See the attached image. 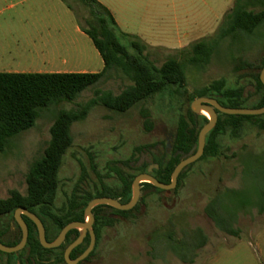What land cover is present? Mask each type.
Returning <instances> with one entry per match:
<instances>
[{"label":"rangeland","instance_id":"1","mask_svg":"<svg viewBox=\"0 0 264 264\" xmlns=\"http://www.w3.org/2000/svg\"><path fill=\"white\" fill-rule=\"evenodd\" d=\"M65 1L72 10L61 0H23L0 14V72L102 71L99 53L77 30L78 19L85 25L88 9L78 0ZM97 1L110 11L123 33L149 47L145 55L156 68L170 57L183 60L179 51L201 40L214 39V49L206 63L184 65L183 87H167L125 113L96 106L83 121L72 125L73 143L59 171L56 208L67 204L79 183L89 191L104 188L105 198L113 197L119 186L115 177L111 178L113 168L137 159L134 153L138 146H148L139 158L140 164L150 165L166 144L170 152L179 117L186 115L190 99L201 98L212 82L224 80L228 88L242 87L246 98L242 108L252 109L257 98L251 74L258 73L257 65L264 61V23L251 35L239 33L222 41L215 37L234 0ZM249 9L260 10L257 6ZM120 42L129 48L128 39L120 38ZM33 43L36 48L28 46ZM131 84L123 75L112 74L73 103L63 102L40 111L34 127L13 137L0 153V199H6L10 191L26 193L28 169L43 155L59 110L77 109L93 98L95 89L118 95ZM197 116L208 118L202 113ZM220 145L218 158L191 164L178 189L176 185L169 193L142 191L139 208L126 216L103 208L112 222L103 228L97 249L83 264H264V213L259 214L255 208L240 213L236 220L238 238L221 233L204 213L217 192L251 188L256 183L255 176L264 172V132L245 124L237 137L229 133L221 136ZM0 228L7 229L8 240L17 234L11 216H0ZM196 230L202 232L205 241L195 251L192 263H183L168 241L171 238L194 246L202 241L198 235L190 242Z\"/></svg>","mask_w":264,"mask_h":264},{"label":"trees","instance_id":"2","mask_svg":"<svg viewBox=\"0 0 264 264\" xmlns=\"http://www.w3.org/2000/svg\"><path fill=\"white\" fill-rule=\"evenodd\" d=\"M63 1L67 8L72 7ZM89 11V16L83 25L78 19L80 30L91 40L94 48L99 53L104 67L99 73H53V74H24V73H0V153H4L10 140L33 128L39 117V112L60 103H73L84 91L96 86L103 79L112 74H121L132 84L126 87L120 94L113 95L109 91H93V98L77 109H61L55 116L50 127V139L44 149L43 155L34 161L26 175V193L21 195L17 191H10L6 199H0V216H11L14 221V212L23 208L34 213L42 222L45 229L47 242H52L64 226L71 222H84V208L87 204L105 195L104 188L100 191L86 190L83 184H76L67 204L61 208L55 207V199L59 187V171L63 158L72 146L73 138L71 127L74 123L83 121L92 108L102 106L116 113H125L139 103L163 92L167 87H183L185 84L184 65H199L206 63L214 49L213 40H201L191 44L188 48L179 51L183 60L175 57L168 58L159 68H156L146 57L145 52L149 47L135 36L123 33L117 26L112 15L106 7L96 0H78ZM257 6L258 12L249 8ZM264 23V0H234L232 7L222 18L216 38L222 41L227 37H235L239 33L251 35ZM120 38L129 41V48L125 47ZM217 42H215L216 44ZM264 67V61L257 65V69ZM253 90L256 101L252 109L264 106V86L258 73H252ZM199 97L215 98L218 104L225 108H242L246 102L242 87L228 88L224 80H216L204 88V95ZM196 97L190 99L192 102ZM207 123V118L194 115L190 108L186 115L178 119L175 133L171 142V151L168 154L166 148L163 152L154 156L150 165H157L152 170V177L162 184H169L171 174L176 165L181 161L177 152L187 154L197 143L200 129ZM245 124L255 127L259 132H264V115L261 116H228L217 113V123L205 139L203 155L199 161L209 158H218L221 155L220 137L229 133L237 137ZM148 146H138L132 158L124 163L114 166V176L119 182L115 193L111 197L122 204L129 202L131 198V184L135 176L145 173L149 168L147 162L139 163V158ZM133 155V156H134ZM132 170L136 174L127 173ZM187 166L179 175L177 189L181 186L182 178ZM256 183L251 188L223 189L209 200L204 208L205 215L214 226L223 234L238 238L240 231L236 228V220L240 213L255 208L259 214L264 213V172L255 176ZM157 193L162 190L155 189L149 183H141L140 190ZM96 191V193H95ZM139 203L126 212H113L118 215H129L139 208ZM97 206L92 210L94 217L93 232L96 243L94 250L81 263L87 262L97 249L101 240L102 230L108 227L112 220L105 215L103 208ZM28 230V238L25 247L17 254H5L0 252V264H66L63 259L65 248L78 236V230H72L67 235L63 244L55 249H44L38 239L36 226L28 218L22 216ZM15 222V221H14ZM17 234L11 239H6V228H0V242L6 246H15L21 240V231L15 222ZM201 237L202 241L192 246L185 242L169 239V248L183 263H192L195 251L200 249L205 238L200 230H196L190 237ZM89 235L76 247L69 258L74 260L89 245ZM185 253L189 252V256Z\"/></svg>","mask_w":264,"mask_h":264},{"label":"water","instance_id":"3","mask_svg":"<svg viewBox=\"0 0 264 264\" xmlns=\"http://www.w3.org/2000/svg\"><path fill=\"white\" fill-rule=\"evenodd\" d=\"M259 79L261 83L264 86V67L258 71ZM190 110L194 115L201 114L200 112H206L208 114L207 123L200 129L197 137V143L192 147V149L187 153L183 154L182 152H177L176 155L181 156V161L176 165L174 168L171 179L169 184H162L158 182L156 179H154L151 176L152 170L157 169V165L149 166L147 171L142 174H138L135 176V178L132 181L131 184V198L128 203L122 204L117 200L111 199V198H95L91 200L87 206L84 208V216L85 220L84 222H71L68 223L66 226L62 228V230L59 232L57 237L52 242H47L45 237V229L42 224V222L39 220V218L32 212H29L23 208H19L14 212V221L18 225L21 231V240L19 243L15 246H6L0 242V252L5 254H17L20 252L27 243L28 238V230L25 222L23 221L22 216H25L28 218L34 225L36 226L37 233H38V239L40 245L44 249H55L60 247L65 238L66 235L72 231V230H78L79 236L71 243L69 244L64 252H63V259L66 264H79L83 262L90 253L94 250L96 239L93 232V223H94V217L92 214V210L97 206H107L110 209H114L117 211H130L132 210L136 204L138 203L141 195L140 190V184L141 183H149L151 184L155 189L162 190L166 193L171 192L175 189L178 177L180 173L189 165L196 162L200 159V157L203 155L204 152V146H205V139L207 134L213 130L217 123V113H221L228 116H261L264 115V106L261 108L256 109H245V108H225L218 104L215 98H206L201 97L193 100L190 104ZM166 148H169V145H166ZM89 235L90 241L87 248L83 251L81 255H79L74 260H71L69 258L71 252L78 247L84 240V238Z\"/></svg>","mask_w":264,"mask_h":264},{"label":"crops","instance_id":"4","mask_svg":"<svg viewBox=\"0 0 264 264\" xmlns=\"http://www.w3.org/2000/svg\"><path fill=\"white\" fill-rule=\"evenodd\" d=\"M21 1L23 0H0V14H2L3 12L7 11V10H10L12 9V6H15V4H19ZM97 1V0H96ZM101 4V3H100ZM105 7V6H104ZM109 11V10H108ZM110 12V11H109ZM111 14V13H110ZM112 15V14H111ZM113 17V16H112ZM114 19V17H113ZM115 20V19H114ZM116 22V21H115ZM117 24V22H116ZM118 26V24H117ZM119 27V26H118ZM79 31V33L85 35L81 30L80 28L77 29ZM86 36V35H85ZM194 39V38H193ZM192 39V40H193ZM189 42V41H188ZM92 43V42H91ZM187 43V42H186ZM37 44L33 43V44H29L28 46L32 47V48H36ZM93 45V44H92ZM184 46V45H182ZM181 46V47H182ZM94 47V46H93ZM180 47H177V48H174V49H178ZM31 50V48H29ZM100 56V55H99ZM101 58V57H100ZM102 60V59H101ZM63 64H66V60L63 59ZM103 63V61H102ZM103 67H104V64H103ZM103 70V68H102ZM0 73H24V74H53V73H96V71H89V70H86V69H75V70H70V71H67V70H62V71H46V70H42V69H37V70H27V71H7V72H0Z\"/></svg>","mask_w":264,"mask_h":264},{"label":"bare ground","instance_id":"5","mask_svg":"<svg viewBox=\"0 0 264 264\" xmlns=\"http://www.w3.org/2000/svg\"><path fill=\"white\" fill-rule=\"evenodd\" d=\"M201 113H202L203 115H206V116L208 117V114H207L206 112H203V111H202Z\"/></svg>","mask_w":264,"mask_h":264},{"label":"flooded vegetation","instance_id":"6","mask_svg":"<svg viewBox=\"0 0 264 264\" xmlns=\"http://www.w3.org/2000/svg\"><path fill=\"white\" fill-rule=\"evenodd\" d=\"M167 145V144H166ZM166 148V147H165ZM166 151H167V153L169 154L170 152L167 150V148H166ZM150 166H152V165H150ZM151 176H152V173H151Z\"/></svg>","mask_w":264,"mask_h":264}]
</instances>
